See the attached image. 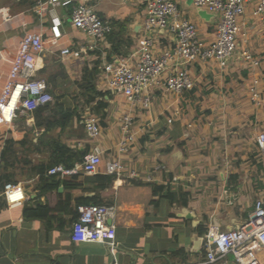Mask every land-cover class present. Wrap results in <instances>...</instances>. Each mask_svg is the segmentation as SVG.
I'll list each match as a JSON object with an SVG mask.
<instances>
[{"label": "crops", "instance_id": "0c3cea01", "mask_svg": "<svg viewBox=\"0 0 264 264\" xmlns=\"http://www.w3.org/2000/svg\"><path fill=\"white\" fill-rule=\"evenodd\" d=\"M79 3L92 6L113 25L106 44L80 58L62 53L66 47L92 43L70 20L72 7ZM35 4L36 0H0V93L10 60L24 32L33 30L44 33L47 39L42 57L54 61L53 80L61 81L62 76L77 83L86 68L93 69L96 89L110 91L111 98L106 96L105 118L95 113L102 127L99 138H89L85 129L84 117L94 112L93 105L87 104L83 112L76 110L64 130L57 126L47 131L46 126L37 125L34 112H22L23 127L15 128L14 123L0 127V154L6 141L14 140L17 158H23L21 162H26L25 154L32 151L35 163L49 164L53 159V141L65 135L63 142L71 148L82 152L88 149V153L101 151L103 161L121 163L123 175L116 177L108 188L77 192L72 197L74 205L82 196H97L116 205L113 219L116 246L74 242L71 222L69 228L59 231L48 228L43 220H26L25 205L49 201L54 208L62 197H57L55 192L42 195L36 171L28 176L21 173L20 177L12 165L7 173L18 188L7 194L4 189L0 192V264H187L199 261L205 253L202 237L211 226L221 229L240 226L253 210L254 201L264 198V153L260 152L256 141L257 135L264 132V103H254L251 93L264 66L254 67L243 56L244 51L251 52L250 48L264 52L263 17L255 16V5L249 4L241 17L238 49L226 67L216 60L200 61L190 68L195 81L193 90L178 95L156 88L151 105L144 107L133 105L122 93L112 90L102 68L105 61L115 57L138 61L142 39L147 35L146 0H72L67 6H59L57 12L64 36L56 43L48 41L51 16L47 13L42 17L34 12ZM177 4L185 18L196 25L199 38L205 43L213 42L218 15L194 5L193 0H177ZM152 38V51L156 55L173 42V36L165 32L154 33ZM205 89L208 92L202 96ZM192 95L193 99L203 98V105L190 106L189 115L183 116L181 105L193 101L188 98ZM56 109L47 110L43 118L54 117ZM128 117L132 119L129 133L133 139L128 150L121 152L120 142L126 136L123 126ZM54 130L59 134L56 138L52 135ZM42 136L49 139L44 140ZM251 140L257 147L253 151L257 152L256 164L253 163L257 166L260 185L257 190L241 184L247 172L245 163L238 162L239 165L234 166L237 169H232L230 164L233 146L242 143L246 147ZM223 145L225 155L219 154ZM21 166L25 167L23 163ZM225 166L230 168L231 175L224 170ZM101 169L103 171L104 165ZM3 172L6 171L0 162V174ZM132 172L137 177H132ZM234 176L241 181L240 185L232 183ZM85 177L87 175L81 173L79 180ZM255 194L258 197L253 200ZM63 214L56 219L58 222L67 215ZM56 220L53 221L57 223ZM261 259L264 262V254Z\"/></svg>", "mask_w": 264, "mask_h": 264}, {"label": "built area", "instance_id": "2783aa9c", "mask_svg": "<svg viewBox=\"0 0 264 264\" xmlns=\"http://www.w3.org/2000/svg\"><path fill=\"white\" fill-rule=\"evenodd\" d=\"M72 0H36L34 12L40 16H51V35L48 41L58 42L64 34L57 7L67 6ZM194 5L203 7L218 15L215 39L205 43L199 38L196 25L185 18L177 0H146L144 27L147 35L142 39L138 61L115 57L103 64L109 86L122 93L133 105L148 107L152 103L154 89L181 95L193 90L195 81L190 73L191 66L200 61L216 60L226 67L238 49V36L241 33V17L247 6L254 3L255 16L264 19V0H193ZM75 28L92 39L89 45L62 49L64 55L80 58L106 44L113 32L112 23L104 20L87 3L75 4L70 15ZM157 32L173 36L172 45L156 55L153 51L152 35ZM44 33L26 30L20 44L10 60V69L0 93V127L10 126L19 113H33L54 101L49 84L38 76L39 60L46 50ZM245 60L254 67L264 66V55L244 51ZM252 100L264 103V71L260 80L251 87ZM172 121L171 119L169 120ZM85 129L89 138L97 139L102 134L100 120L87 113L84 117ZM131 118H125L123 130L126 136L121 140L119 150L126 152L133 139L130 134ZM257 146L264 153V132L257 135ZM104 165L102 171L101 166ZM105 174L121 177L124 166L118 161H103L101 151L88 153L84 161L74 168L58 164L48 170L49 175L68 177L83 173ZM132 177H137L135 172ZM18 188L15 183H7L5 194ZM117 213L115 204H82L78 206V217L72 224L71 238L74 242L104 243L116 246V225L113 223ZM204 256L199 261L187 264H264V198L254 201L253 210L238 227L221 229L211 226L202 237Z\"/></svg>", "mask_w": 264, "mask_h": 264}, {"label": "trees", "instance_id": "16d2710c", "mask_svg": "<svg viewBox=\"0 0 264 264\" xmlns=\"http://www.w3.org/2000/svg\"><path fill=\"white\" fill-rule=\"evenodd\" d=\"M112 33L109 35V37ZM94 70L86 68L84 71L83 78L78 82L81 95L85 97V103L88 105H93V110L96 114H100L102 118H105L106 113L105 109L108 107V100L106 96L111 98L110 91H99L96 89V85L93 82ZM53 79V76H52ZM50 81V79H49ZM55 81V80H54ZM94 103V104H93ZM50 105L41 107L34 111V117L37 121L38 126H46L47 131H51L52 128L60 126L63 130L70 123L73 116L75 115V110L63 107L64 104L61 102H56V108L58 109L54 117L50 118L47 116L44 117L45 112L50 108ZM63 108V109H62ZM56 109V110H57ZM89 150L81 151L79 149H73L70 146L62 143L60 140L56 139L53 141V159L49 164H42L34 166V170L39 175L40 184L38 189L40 193L49 194L55 192L57 197H62V200L59 201L56 207H51L50 202L44 204L41 201H37L33 205H25L24 208V218L26 220L40 219L46 222V226L50 229H56L59 231H64L66 228H69L68 224H72L78 217V206L82 204H111L102 201L97 196L93 197H80L76 200V204H72V197L74 193L77 192H86L92 190H104L112 185L116 179L115 175L109 174H95L87 175L85 180H79L81 173L73 174L70 178H62L59 175H49L48 170L54 165L63 164L68 168H73L77 162L84 161L85 156ZM17 159L16 152V143L14 140H7L0 154L1 166L4 167L6 172L0 174V192L4 189L5 185L10 181L9 173H7L8 168L11 167L13 162L15 163ZM236 180V176L234 179ZM63 188L64 191L60 192V189ZM171 198V195L169 194ZM67 215L65 218H62L60 222L56 220L59 216ZM69 218V219H68ZM53 220H56L55 223ZM69 220V221H68ZM54 222V223H53Z\"/></svg>", "mask_w": 264, "mask_h": 264}, {"label": "rangeland", "instance_id": "374dc122", "mask_svg": "<svg viewBox=\"0 0 264 264\" xmlns=\"http://www.w3.org/2000/svg\"><path fill=\"white\" fill-rule=\"evenodd\" d=\"M251 52H253L254 54H261V55H264V52H258V51H255V50H252L250 48ZM43 56V55H42ZM40 57V60H39V63L41 65H39V77L45 79L47 81V83L49 84V87H50V90L53 94V97H54V101L51 103L50 105V108L48 110H53L54 107H56V102H61L64 104L65 107L69 108V109H72V110H78L79 111H84L85 109H87V104L85 103V97L83 95H81V91L80 89L78 90L79 88V85H78V82H73V81H70V80H65L66 77H62V80H53L51 79L52 75H54L55 73V70L56 69H53V66H54V61L48 57L46 58H43V57ZM50 79V81H49ZM206 87H208V85H206ZM207 89L204 90V94L202 96H206L207 94ZM187 94V93H186ZM188 95V94H187ZM193 95L191 97H188L190 99H193L192 98ZM201 100H199L198 98L197 99H193V101L191 102H184L182 103L181 105V108H182V114L183 116H188L189 114V108H194V107H202L203 105V98H200ZM192 106V107H190ZM63 107V108H65ZM191 110V109H190ZM58 114V113H56ZM90 114H93L95 115V112H92ZM207 116V115H205ZM24 125V122H23V119H22V116H21V113H19L17 115V118L13 124V127L15 128H19V127H23ZM249 133V132H248ZM52 135L54 138L57 137V132L54 130V132L52 131ZM81 135V134H80ZM61 139H59L61 142H63L64 140V137L65 135H61ZM249 136H251V133L249 134ZM44 137V140L46 139H49L48 136H42ZM57 139V138H56ZM65 143V142H63ZM66 144V143H65ZM225 149L226 147L223 145V146H220V151H219V154H222V155H225ZM254 150H257V147L255 145V141L253 142V140H251V142L249 143L248 146L245 147V145H243L242 143H240L239 145H234L233 146V153L231 155V158H230V164L233 165L232 169H237L235 168L234 166L238 164V162H242L243 164L245 163L246 166H245V169H247V172L245 173V177L243 176V179H241V181H239V179L237 178L235 180V182L233 181L232 183L235 185L236 183L238 185H240V182L241 184H243L244 186L246 187H252L254 188V190H257L259 189V179H257V174H256V168L257 166L255 165L256 164V160H257V152H253ZM17 152V155H18V150H16ZM33 152L32 151H28L24 156L27 157L26 158V162H21V159H23L21 157V159L19 160V156L15 162V165H13V169L16 168L17 170H15L16 173H18V175L21 177V173H23L24 175L26 174V176H28L29 174H33V170H34V166L35 165H39L38 162H34V156H33ZM47 155V151L46 153L44 154V156ZM30 156V158H29ZM36 157V156H35ZM31 161V162H30ZM24 164L25 167H22L21 164ZM255 163V164H253ZM221 164V162H220ZM227 165V163H225ZM222 169V168H221ZM224 170L226 171L227 170V173L229 175H231V172H230V168L226 167L224 168ZM27 171V173H26ZM31 172V173H29ZM229 178V176H228ZM258 196L255 194L254 197H253V200L256 199Z\"/></svg>", "mask_w": 264, "mask_h": 264}, {"label": "water", "instance_id": "95a60500", "mask_svg": "<svg viewBox=\"0 0 264 264\" xmlns=\"http://www.w3.org/2000/svg\"><path fill=\"white\" fill-rule=\"evenodd\" d=\"M61 190H62V188H61Z\"/></svg>", "mask_w": 264, "mask_h": 264}]
</instances>
